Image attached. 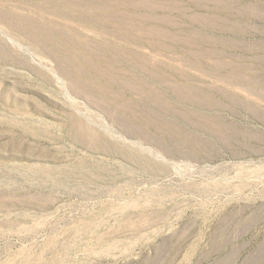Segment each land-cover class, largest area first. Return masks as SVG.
<instances>
[{
  "label": "rangeland",
  "instance_id": "1",
  "mask_svg": "<svg viewBox=\"0 0 264 264\" xmlns=\"http://www.w3.org/2000/svg\"><path fill=\"white\" fill-rule=\"evenodd\" d=\"M0 264H264V0H0Z\"/></svg>",
  "mask_w": 264,
  "mask_h": 264
}]
</instances>
